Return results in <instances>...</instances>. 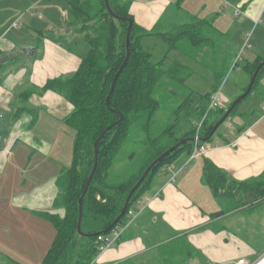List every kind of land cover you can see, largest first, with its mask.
<instances>
[{
  "label": "crops",
  "instance_id": "crops-1",
  "mask_svg": "<svg viewBox=\"0 0 264 264\" xmlns=\"http://www.w3.org/2000/svg\"><path fill=\"white\" fill-rule=\"evenodd\" d=\"M124 1L132 2L134 20L148 31L157 25L166 32L182 23L178 15L163 18L186 0ZM239 2L236 7L245 16L235 19L234 30L218 14L200 18L189 13L191 5L182 6L186 19L213 21L226 36L220 51L230 50L227 58L236 61L250 29L264 25V0ZM72 31L77 26L67 0H0V264H42L56 237L54 225L42 214L65 216L55 201L57 181L73 161L75 132L65 124L73 107L53 91L34 92L27 100L21 95L77 72L82 58L76 39L67 38ZM261 32L258 48L252 42L239 63L264 56ZM152 39L160 40L147 37L144 46ZM239 71L235 90L249 82L247 73ZM247 100L248 106L206 145L203 157L183 151L160 170L134 205L136 214L121 237L112 239L92 264H223L264 254V199L253 201L237 186L216 197L204 178L210 161L232 183L264 180V75ZM184 244L190 253L183 251Z\"/></svg>",
  "mask_w": 264,
  "mask_h": 264
},
{
  "label": "trees",
  "instance_id": "trees-1",
  "mask_svg": "<svg viewBox=\"0 0 264 264\" xmlns=\"http://www.w3.org/2000/svg\"><path fill=\"white\" fill-rule=\"evenodd\" d=\"M108 1L116 16L134 19L131 14L132 2ZM67 2L77 26L76 32L84 37L89 51L72 76L49 80L42 88H35L21 95L22 99L27 100L34 92L43 94L53 91L63 95L73 107L65 119V124L75 132L73 161L57 181L59 194L55 201L56 207L65 210V216L42 214L56 229L55 240L42 264H92L98 254L99 236L121 215L130 191L147 168L184 140L198 136L201 146L211 143L214 137L207 143L202 139L210 135L214 126L236 100L224 109L212 110V94L222 89L223 80L232 71L241 68L249 77V82L240 94L243 95L258 66L264 61V56H258L253 62L246 61L241 64L236 62V57L231 60L226 56H219L226 36L214 27L213 21L191 17L188 22L174 24L168 31L162 32L157 25L153 31H148L134 20L130 58L118 78L108 107L106 101L114 77L127 55L129 23L115 19L108 12L105 0ZM151 36L166 43L169 52L178 51L197 62L209 58L212 53L213 60L209 66L214 71L213 91L204 97H197L189 91L186 84L193 72L180 62H173L170 67H166L165 61L153 63L151 51L143 44L144 39ZM263 75L264 67L252 92L236 107L229 119L238 113L239 106L256 91ZM167 102L176 105L172 116L174 121L160 128L158 114L163 111ZM195 102H199V105L194 106ZM118 113L123 115V122L110 130L99 143L98 168L83 200V235H79V199L95 164L94 145L107 128L120 120ZM181 117H185L190 123V128L185 131L180 130ZM132 135L140 136L139 142L142 146L139 155L134 153L130 156V162L136 160L137 167L130 163L125 175H115L112 170ZM195 147L196 141L184 144L152 170L133 196L126 216L115 228L128 223L129 211L151 189L160 170L173 164L183 151L192 155ZM204 178L216 197L223 191L229 195L234 186H237L239 189L245 188L248 195H253V201L264 199V180L232 183L210 161L205 162ZM188 247L184 244L183 251L187 254L192 251Z\"/></svg>",
  "mask_w": 264,
  "mask_h": 264
},
{
  "label": "rangeland",
  "instance_id": "rangeland-1",
  "mask_svg": "<svg viewBox=\"0 0 264 264\" xmlns=\"http://www.w3.org/2000/svg\"><path fill=\"white\" fill-rule=\"evenodd\" d=\"M142 2H145V4L148 3V0H141ZM224 1V2H222ZM239 0H187L183 3H177V7L180 6V10L177 9V7L173 6L170 9H168L166 11V13L164 14V20H170L172 17L177 16L179 17V19L177 20V23L182 22V23H186L190 20L186 19L185 17V13H184V9L187 8L189 5L192 6L193 9H190L191 11L189 12L191 15L196 14L197 16H199L200 18H205V17H210V16H216L217 14L219 15L218 18L222 19L223 23L228 26L231 27L232 30L236 29V22L237 19L235 17V9L236 6L238 5ZM240 3V2H239ZM202 4L204 5V8H201ZM182 6L184 9H182ZM175 20V21H176ZM155 28V27H154ZM153 28V29H154ZM159 28V26H158ZM152 29V31H153ZM160 31L162 29H159ZM251 31L248 33H253V37L254 40L251 41V45L253 47L252 42H255V44L257 45L258 48V41H260V39L262 38L263 33L261 32V30H264V25L259 26L258 28L254 26L252 27V29H250ZM247 34V35H248ZM68 39H76V41L78 42V45L76 47L77 51L76 53L79 54V56H81V58L83 59L88 51H89V46L87 44V42L85 41L84 37L79 35L77 32H71L68 33L67 36ZM246 40V39H245ZM223 45L222 48L224 47V43L221 44ZM148 50L151 51L152 53V62L153 63H159L161 61H165V65L166 67H170L173 62H180L182 64H184L186 67L190 68L193 72L192 76L188 79L187 81V88L189 91H191L192 93H194V95H196L197 97H204L207 94L211 93L213 91L214 88V71H212V68L209 66L210 63L212 62V53H210L209 58H205L202 59V61H195L192 60L191 58L183 55L182 53L178 52V51H171L169 52V48L168 45L164 42H162L161 40L158 39H152L150 40V44L149 46L146 47ZM222 54H219V56L221 55L222 57H228V54L230 52V50L227 49V51H220ZM226 52V53H225ZM167 57V59H166ZM221 58V57H220ZM166 59V60H165ZM242 71L235 70L232 71L226 79L223 80L222 82V90H223V104L221 106L222 109L226 108L227 105L233 101L234 95L236 94L235 90L237 87V78L241 75ZM245 87V85L243 86ZM242 87V89H243ZM242 89H239L238 92L239 94L242 93ZM235 90V91H234ZM248 100H245L238 109L239 111L244 110L249 102H247ZM199 105V102H195L194 106ZM176 105L167 102L164 105L163 111H160L158 114V122L160 124V128H164L165 126H167V124L169 122H173L174 118L173 116V112L175 110ZM181 131H185L187 129L190 128V123L189 121L185 118V117H181ZM197 120H195L194 123H196ZM230 121L227 120L220 128L218 133H220L222 130H224L228 124V122ZM216 138V137H215ZM140 136H135L132 135L129 140L125 143L120 155L118 156L117 162L113 168V173L115 175L119 174V175H125L127 173V168L129 167V165L132 164L133 167H137V164H135L134 160L132 163L130 162V156L134 153H136L137 155H139V153L141 152V144L139 142ZM131 163V164H130Z\"/></svg>",
  "mask_w": 264,
  "mask_h": 264
},
{
  "label": "water",
  "instance_id": "water-1",
  "mask_svg": "<svg viewBox=\"0 0 264 264\" xmlns=\"http://www.w3.org/2000/svg\"><path fill=\"white\" fill-rule=\"evenodd\" d=\"M105 3H106V6H107V9H108V12L111 15H113V17H115V19L125 20V21H127L129 23V29H128L127 40H126L127 55H126L125 61L123 62L122 66L120 67V69L118 70V72L116 73V75L114 77V80H113V83H112V86H111V90H110L109 96H108L107 101H106V104L109 107L110 98H111V96H112V94L114 92V89H115L116 83L118 81V78H119L120 74L122 73V71L124 70V68L126 67L128 61H129V58H130V54H131V52H130V40H131V33H132V30H133V26H134V19L133 18H129V19L119 18L118 16H116L113 13V11H112V9H111V7L109 5V1L108 0H105ZM263 67H264V61L258 66L257 70L255 71V73H254V75H253V77H252V79L250 81V84H249L247 90L245 91V93L235 100V102L231 105V107L226 111L225 115L214 126V128L211 131L210 135L206 139H202V141L204 143L210 142L212 140V138L215 136V134L217 133V131L219 130V128L229 119V116L236 109V107L252 92L253 87L255 85V82L257 80V77H258V75H259V73H260V71H261V69ZM111 111H113V110H111ZM113 113H116V112L113 111ZM119 115H120V120L117 123H115L114 125H112L109 128H107L102 133V135L98 138V140L96 141V143L94 145V149H95V164H94V167L92 169V172H91V174L89 176V179H88V181H87V183L85 185V188H84V191L82 193V196L79 199V221H78V226H77V231H78V234L79 235H83L82 229H81V224H82V220H83V200H84V198H85V196H86V194H87V192L89 190V187H90V185H91V183H92V181H93V179L95 177V174H96L97 168H98V157H99L98 147H99V143H100V141L105 137V135L110 130H112L114 127L120 125L123 122V115L122 114H119ZM194 141H195V139L190 138V139H187V140H184V141L180 142L179 144H177L173 148L169 149L161 157H159L158 159H156L147 168V170L145 171V173L143 174V176L141 177V179L139 180V182L130 191L121 215L115 220V222L111 225V227L107 231L102 232L101 235H106V234L110 233L117 226V224L120 222V220H122L126 216L128 210H129V207H130L131 200H132L133 196L135 195V193L137 192V190L142 186V184L147 179V177L152 172V170L157 165H159L167 156H169L170 154H172L177 148L183 146L184 144H186L188 142H194Z\"/></svg>",
  "mask_w": 264,
  "mask_h": 264
},
{
  "label": "built area",
  "instance_id": "built-area-1",
  "mask_svg": "<svg viewBox=\"0 0 264 264\" xmlns=\"http://www.w3.org/2000/svg\"><path fill=\"white\" fill-rule=\"evenodd\" d=\"M245 16V13L242 11L241 8H237L235 9V17L237 19L243 18ZM253 40V33H250L246 36V40L244 42V45L242 47V51L239 55V57L237 58L236 62H239L242 60L241 55L245 54L247 52H249L252 48L251 45V41ZM223 93H222V89H219L217 92H214L211 96V101H210V109L215 110L218 108H221L222 104H223ZM2 108L0 107V117H1V113H2ZM196 141V147L194 152L192 153L193 158H198V157H203L206 153H207V148L206 146H201L199 144L200 139L197 136L195 138ZM171 168H169L170 170ZM135 211L132 209L129 211V220L128 223L125 226H120L117 228H114L108 235H101L98 238V241L100 243L99 248H98V254H102L104 253L109 246L112 244L113 240H118L121 237L122 232L124 231V229L127 228V226L129 225L131 218L135 216ZM113 239V240H112ZM223 264H264V254L260 255L259 257H257L255 260L253 261H249L247 259H239L237 261H232L230 263H223Z\"/></svg>",
  "mask_w": 264,
  "mask_h": 264
}]
</instances>
